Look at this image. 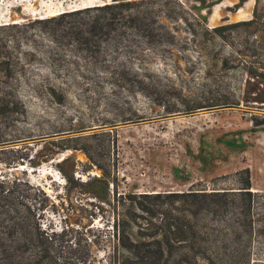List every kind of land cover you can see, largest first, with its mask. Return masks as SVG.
<instances>
[{
	"label": "rangeland",
	"instance_id": "1",
	"mask_svg": "<svg viewBox=\"0 0 264 264\" xmlns=\"http://www.w3.org/2000/svg\"><path fill=\"white\" fill-rule=\"evenodd\" d=\"M110 2L0 0V159L19 165L0 170L42 189L47 222L70 256L113 232L121 193L213 186L248 167L264 202V124H253L264 119V0L143 4L159 10L176 43L162 29L154 48L141 35L122 45L114 54L132 58L127 69L139 80L126 88L106 83L112 69L50 37L43 22ZM202 24L233 26L219 35ZM207 89L221 95L204 97Z\"/></svg>",
	"mask_w": 264,
	"mask_h": 264
},
{
	"label": "trees",
	"instance_id": "2",
	"mask_svg": "<svg viewBox=\"0 0 264 264\" xmlns=\"http://www.w3.org/2000/svg\"><path fill=\"white\" fill-rule=\"evenodd\" d=\"M156 1L112 0L65 10L43 22L52 26L47 32L50 37L77 44L79 54L112 69L106 83L126 88L139 80L127 69L132 58L114 54L122 45L132 44L141 35L154 48L162 29L172 39L170 44L176 43L159 10L142 8ZM231 26L209 30L202 24L205 31L219 35ZM245 70L253 74L247 65ZM202 94L221 95L217 89ZM253 124L262 125L264 119L254 118ZM85 152L103 176L110 174L96 162L90 148ZM0 162L19 167L17 162ZM113 182L116 185V179ZM39 192L42 189L29 178L0 170V264H264V202L260 192L253 190L248 167L216 178L213 186L193 184L181 191L119 194L111 202L113 232L87 243V250L75 256L64 251L62 233L47 222L50 203Z\"/></svg>",
	"mask_w": 264,
	"mask_h": 264
},
{
	"label": "bare ground",
	"instance_id": "3",
	"mask_svg": "<svg viewBox=\"0 0 264 264\" xmlns=\"http://www.w3.org/2000/svg\"><path fill=\"white\" fill-rule=\"evenodd\" d=\"M243 9H241L240 11H242Z\"/></svg>",
	"mask_w": 264,
	"mask_h": 264
}]
</instances>
